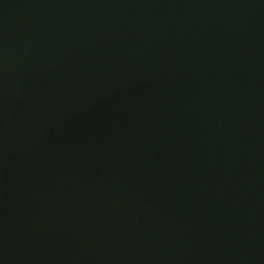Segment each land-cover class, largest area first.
<instances>
[{
  "label": "water",
  "instance_id": "1",
  "mask_svg": "<svg viewBox=\"0 0 264 264\" xmlns=\"http://www.w3.org/2000/svg\"><path fill=\"white\" fill-rule=\"evenodd\" d=\"M0 264H264V0H0Z\"/></svg>",
  "mask_w": 264,
  "mask_h": 264
}]
</instances>
